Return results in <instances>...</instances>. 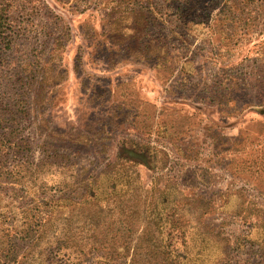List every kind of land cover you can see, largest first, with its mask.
I'll list each match as a JSON object with an SVG mask.
<instances>
[{"label":"rangeland","instance_id":"374dc122","mask_svg":"<svg viewBox=\"0 0 264 264\" xmlns=\"http://www.w3.org/2000/svg\"><path fill=\"white\" fill-rule=\"evenodd\" d=\"M0 2V264H264V0Z\"/></svg>","mask_w":264,"mask_h":264},{"label":"trees","instance_id":"16d2710c","mask_svg":"<svg viewBox=\"0 0 264 264\" xmlns=\"http://www.w3.org/2000/svg\"><path fill=\"white\" fill-rule=\"evenodd\" d=\"M3 4H4V2H0V23H1L2 19H3V14H5V12L3 11ZM5 11H7V10H5ZM2 27H3V25L0 24V30H1ZM45 200H46L47 203H40V206H42L44 209H52L53 204H54V206H57V203L59 201H61L62 198H57L56 196H54L52 198H46ZM47 211H49V210H46V212ZM33 237H34V235H33Z\"/></svg>","mask_w":264,"mask_h":264}]
</instances>
